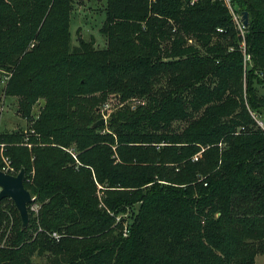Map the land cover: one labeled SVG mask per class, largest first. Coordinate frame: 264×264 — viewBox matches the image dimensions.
<instances>
[{
    "label": "trees",
    "instance_id": "obj_1",
    "mask_svg": "<svg viewBox=\"0 0 264 264\" xmlns=\"http://www.w3.org/2000/svg\"><path fill=\"white\" fill-rule=\"evenodd\" d=\"M74 1L0 0L4 92L29 126L0 129V166L40 206L22 230L0 201V264H256L264 0H233L244 34L222 0H107L105 48L72 46Z\"/></svg>",
    "mask_w": 264,
    "mask_h": 264
},
{
    "label": "rangeland",
    "instance_id": "obj_2",
    "mask_svg": "<svg viewBox=\"0 0 264 264\" xmlns=\"http://www.w3.org/2000/svg\"><path fill=\"white\" fill-rule=\"evenodd\" d=\"M107 0H75L73 4V13L71 20L72 46L79 44L80 38L95 42L97 48H105L107 46V38L101 32V27L106 18ZM6 76L0 72V129L1 131H28V122L20 113V98L17 96H7L4 92ZM264 90L260 89V92ZM45 100L40 99L33 105L32 113L38 115ZM131 104L136 101H131ZM123 104L116 99H109L107 104L103 106L102 114L109 119V115ZM28 141V138H25ZM74 151V150H73ZM34 196V195H33ZM35 197V196H34ZM37 203L29 205V211L37 213L40 206ZM124 217L130 222V214L126 213ZM15 226V220H11L7 229V237L12 233ZM6 237V238H7ZM5 243V241L3 242ZM37 260H39L37 258ZM256 264H264V256L258 254L256 256Z\"/></svg>",
    "mask_w": 264,
    "mask_h": 264
},
{
    "label": "water",
    "instance_id": "obj_3",
    "mask_svg": "<svg viewBox=\"0 0 264 264\" xmlns=\"http://www.w3.org/2000/svg\"><path fill=\"white\" fill-rule=\"evenodd\" d=\"M243 22L246 26L249 25V15L247 11L243 13ZM107 123L106 118L102 117L92 124L96 128ZM26 169L22 167L17 175L4 173L0 169V201L5 198H10L16 209L19 212L22 221V230L27 228L30 222L29 205L34 200L32 193L25 186Z\"/></svg>",
    "mask_w": 264,
    "mask_h": 264
},
{
    "label": "built area",
    "instance_id": "obj_4",
    "mask_svg": "<svg viewBox=\"0 0 264 264\" xmlns=\"http://www.w3.org/2000/svg\"><path fill=\"white\" fill-rule=\"evenodd\" d=\"M222 1L228 6L230 12L232 13L233 19L237 24V27L239 28L241 33L244 34V29H245L246 25L244 24L243 19H242L243 15L236 10V7L233 4V0H222ZM218 30L223 31V29H221V28H218ZM260 124L264 127L263 122H260ZM28 146L31 147L32 145L28 144ZM0 169L4 173L11 174V175H17L19 173V170H17V168L13 164L11 158L4 155L3 151H2V163H1ZM33 198L35 199L34 196H33ZM36 206L38 207V204ZM52 236L55 237L56 239H59V237H60V235L56 232H54L52 234Z\"/></svg>",
    "mask_w": 264,
    "mask_h": 264
}]
</instances>
